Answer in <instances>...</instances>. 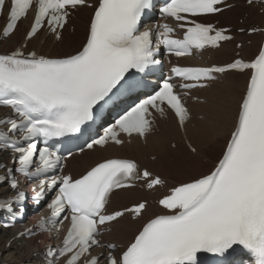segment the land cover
<instances>
[{"label":"snow or ice","instance_id":"6c2138e0","mask_svg":"<svg viewBox=\"0 0 264 264\" xmlns=\"http://www.w3.org/2000/svg\"><path fill=\"white\" fill-rule=\"evenodd\" d=\"M225 2L164 0L158 11L185 29L179 39L173 38L175 29L167 23L158 25L155 33L152 27L142 29L144 18L156 7L155 0H0V16L7 9L4 38L14 34L19 21L33 11L24 36L29 42L45 25L61 39L72 12L92 8L84 42L74 54L58 58L35 51L25 54L24 43L9 54H0V107L11 110L0 118V154H9L12 164L0 162V187L7 185L12 193L0 198V210L13 216L25 211L26 193L17 174L26 180L48 177L33 188L36 205L48 192H55L46 205L50 215L35 228L47 232L49 226L65 222L67 226L61 244L46 249V264H206L209 256L237 257L228 264H264V47L250 61L173 67L162 83L144 91L151 87L145 76L160 64L156 57L161 45L180 57L232 39L226 29L194 19L221 12L219 6ZM229 72H249V78L237 124L218 162L209 173L173 186L158 201L166 211L147 220L126 246L105 243L106 226L126 214L141 217L147 210L146 202H138L109 212L115 190L135 187L136 181L154 189L164 181L147 169L140 172L129 159H107L79 178L50 175L64 160L56 142L81 134L122 94L132 99L131 106L103 135L86 142L88 149L109 140L121 144V133L146 137L152 131L153 111L161 115L170 111L182 127L190 115L182 95L206 87L204 81L215 80V74ZM26 232L35 234L32 229Z\"/></svg>","mask_w":264,"mask_h":264},{"label":"bare ground","instance_id":"6f19581e","mask_svg":"<svg viewBox=\"0 0 264 264\" xmlns=\"http://www.w3.org/2000/svg\"><path fill=\"white\" fill-rule=\"evenodd\" d=\"M95 0H90L94 3ZM262 0H252L251 6H247L242 1H233L235 5L222 12L218 16L202 19L206 24H218L222 29L231 28V34L235 36V40L224 44L220 49L211 51V60L208 61L207 54H201L200 64L203 65H226L239 57L246 61H250L256 57L263 41V35H254L249 37L248 31L264 27V5ZM263 14H260V13ZM92 9L80 8L77 9L68 21V24L62 32V38L57 39L47 30L42 31L33 40L26 41L24 36L29 28L30 19L21 21L18 24L14 34L9 38L0 39V53L8 54L19 47L22 43L27 44V51H35L37 54H42L50 58H58L66 54H74L84 42L86 35V22L91 17ZM28 18V17H27ZM237 18H240L238 20ZM238 20V22H237ZM89 23V22H88ZM4 23H0V33ZM88 26V25H87ZM243 29V34H238V30ZM248 41H252L250 46ZM241 43V48L237 44ZM224 79L223 85H220L219 80ZM249 78V73L240 74L231 72L218 77L217 82H213L212 86L215 88H207L197 91V96L208 99L209 101L204 105L190 102L191 113L193 120L187 123L185 128L186 139L196 148V152L191 154L187 152L188 158H193L192 161L202 163L206 160L207 165L203 169L198 168L194 175L187 179L181 174L187 173V168L193 164L192 161L184 159L176 160L174 154L183 151L180 146V137L183 135L178 129L173 118L168 117L166 120H161L157 129H155L144 141L137 137L130 138L126 141L123 147H109L106 149H97L95 151L84 152L81 155H75L67 163L64 169L65 174H71L75 178H79L90 167L95 164L107 160L109 158L118 157L122 159L135 160L143 165L150 172L161 176L167 182V187L172 188L181 182H187L202 174H207L212 170L214 165L218 162L222 152L230 139L231 133L234 131L238 119L239 105L242 97L245 94L246 83ZM206 94V96H202ZM192 99V100H193ZM9 115L8 111L0 109V117ZM201 116L206 121L196 119ZM110 117V114L109 116ZM195 117V118H194ZM195 119V120H194ZM193 128H192V127ZM184 139V138H183ZM185 141V139H184ZM178 146L177 150L172 149V144ZM187 149L186 146H184ZM172 156V160H170ZM146 157H156L154 163L145 161ZM0 162L10 164L9 154H0ZM204 163V162H203ZM164 167V169H162ZM159 169L156 172L154 169ZM162 169V170H161ZM0 174H3V169H0ZM178 174V175H177ZM27 180L20 179V189L29 196L28 217L25 222L12 229L3 230V218H10L13 216L7 210H0V255L6 254V258L0 260V264H36L38 261H45V253L47 246L50 245L51 240L49 235H43L35 228L38 221L35 219L39 212L33 211V204L31 199L34 198L33 188L29 187ZM12 195L8 191L7 185L0 187V198ZM162 195L161 190L147 191L143 189L125 190L113 195L110 212L114 210H121L124 207H131L133 204L147 201L148 208L141 219L133 221L130 216H125L119 222L112 225L108 233L104 236L105 243L114 242L123 248L126 246L138 233L142 225L150 218H153L159 211L158 196ZM26 229H32L33 234H28ZM24 233V235H21ZM41 243V244H40ZM10 259V261H8Z\"/></svg>","mask_w":264,"mask_h":264},{"label":"rangeland","instance_id":"374dc122","mask_svg":"<svg viewBox=\"0 0 264 264\" xmlns=\"http://www.w3.org/2000/svg\"><path fill=\"white\" fill-rule=\"evenodd\" d=\"M243 3H246V0H241ZM247 6H251L249 3H247ZM86 8H88V7H86ZM89 9H91V8H89ZM260 14H263L262 12L260 13ZM264 15V14H263ZM89 19H90V17L88 18V20H87V22H86V28H85V30L87 29V25H88V22H89ZM238 20H240V18H237ZM238 20H237V22H238ZM86 32V31H85ZM238 34H243L242 33V31H241V29H239L238 30V32H237ZM252 36H254V35H252ZM252 36H249V37H252ZM252 44V41H248V43H247V45L248 46H250ZM240 45H242L241 43H238L237 44V47H239ZM211 56L209 55L208 57H207V59H208V61H210L211 60ZM223 81H224V79H220L219 80V85L217 86L218 88H219V86L220 85H223ZM215 88L216 86L214 85V86H211L210 88ZM202 96H206V94H202ZM209 101V98L208 99H204V98H202L199 102H194V103H197V104H199V105H204L205 104V102L207 103ZM195 118V117H194ZM196 119H199L200 121H206V119H202V117L201 116H197L196 117ZM164 120H166V119H164ZM193 120V119H192ZM195 120V119H194ZM192 127V126H191ZM193 128V127H192ZM180 146H182V148H183V150L182 149H180V150H178V151H183L182 152V154L181 153H176V154H174V157L176 158V160H179V159H184L183 161H188V160H190V161H192V159L193 158H188V153L187 152H190L191 154H194V153H192L190 150H188V149H185V144H184V140H183V138H182V136L180 137V144H179ZM172 146V149L173 150H177L178 149V146H176L174 143L171 145ZM174 146V147H173ZM170 160H172V156H170ZM145 161L146 162H148V163H154L155 161H156V157H153V158H149V157H146V159H145ZM193 162V164H191L186 170H187V173L186 174H181V176L182 177H184V179L186 178H188V177H191L192 175H194V174H196L195 173V171L198 169V168H200V169H203L204 168V165H207V164H205V163H207L206 162V160H202V163L200 164L199 162H196V161H192ZM204 162V163H203ZM154 169V168H153ZM162 169H164V167L162 168ZM161 169V170H162ZM155 170V169H154ZM156 172H159L160 170L159 169H156L155 170ZM197 172V171H196ZM178 175V174H177ZM41 244V243H40ZM5 255V258H6V254H4ZM4 255L2 254V255H0V260L1 259H3L4 258ZM4 258V259H5ZM8 261H10V259L8 260Z\"/></svg>","mask_w":264,"mask_h":264}]
</instances>
